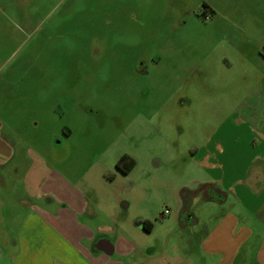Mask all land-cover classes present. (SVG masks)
Masks as SVG:
<instances>
[{"label":"rangeland","instance_id":"374dc122","mask_svg":"<svg viewBox=\"0 0 264 264\" xmlns=\"http://www.w3.org/2000/svg\"><path fill=\"white\" fill-rule=\"evenodd\" d=\"M0 119L17 150L50 151L55 183L86 200L75 225L135 247L114 263L179 248L207 264L190 254L218 219L251 224L264 201L217 192L264 155V0H0ZM211 137L226 153L207 170ZM183 197L200 224L182 227ZM36 206L68 208L52 195ZM15 253L0 249V264Z\"/></svg>","mask_w":264,"mask_h":264},{"label":"crops","instance_id":"0c3cea01","mask_svg":"<svg viewBox=\"0 0 264 264\" xmlns=\"http://www.w3.org/2000/svg\"><path fill=\"white\" fill-rule=\"evenodd\" d=\"M4 129L5 124L0 119V249L3 252L15 248L16 264H118L111 260L113 256L135 252V247L129 246L120 237L97 236V233L105 231L95 233L88 227L75 225L77 220L73 213L83 212L86 200L74 198L70 190L55 183L56 179L62 180V176L51 166L48 158L50 151L39 153L30 148L17 150L14 142L3 135ZM56 143L59 141L56 140ZM212 144L213 151L210 150ZM263 148L264 139L259 146V149ZM225 153L221 142L211 137L199 164L213 170L220 155ZM250 161L255 162L256 166L251 170L246 169L244 176L230 182L228 191L217 190L226 201L233 196L244 207L245 196L253 197L255 203L264 198V155L259 154ZM218 181L223 187L224 178L220 177ZM210 186L208 182L202 190L207 192ZM14 191L19 193L16 199ZM49 195L59 205L66 204L68 208L59 209L54 214L39 211L36 202ZM213 198L206 194L209 202L214 201ZM189 201L183 197L179 209L183 228L191 220L193 224H200L187 211ZM241 214L229 213L220 217L207 232L197 252L190 255H198L207 264L210 258L214 259L212 264H264V201L256 206L251 224L243 221ZM154 226L149 219H144L141 228L152 231ZM110 251L111 255L104 253ZM170 252L165 248L159 258L148 257L144 264H194L193 258L182 256L179 248Z\"/></svg>","mask_w":264,"mask_h":264},{"label":"flooded vegetation","instance_id":"af4514ba","mask_svg":"<svg viewBox=\"0 0 264 264\" xmlns=\"http://www.w3.org/2000/svg\"><path fill=\"white\" fill-rule=\"evenodd\" d=\"M138 63L139 64H142V63H144L142 60L141 61H138ZM59 139V138H58ZM125 159H129L128 158V156L127 155H124L120 160H118V162H117V164H116V168H121V164H122V162L125 160ZM121 160H122V162H121ZM126 161V160H125ZM128 163H130V162H128Z\"/></svg>","mask_w":264,"mask_h":264},{"label":"water","instance_id":"95a60500","mask_svg":"<svg viewBox=\"0 0 264 264\" xmlns=\"http://www.w3.org/2000/svg\"><path fill=\"white\" fill-rule=\"evenodd\" d=\"M106 255H111L112 254V252L110 251V252H104Z\"/></svg>","mask_w":264,"mask_h":264},{"label":"built area","instance_id":"2783aa9c","mask_svg":"<svg viewBox=\"0 0 264 264\" xmlns=\"http://www.w3.org/2000/svg\"><path fill=\"white\" fill-rule=\"evenodd\" d=\"M168 213H169L168 210H165V211H164V214H165V215H167Z\"/></svg>","mask_w":264,"mask_h":264},{"label":"trees","instance_id":"16d2710c","mask_svg":"<svg viewBox=\"0 0 264 264\" xmlns=\"http://www.w3.org/2000/svg\"><path fill=\"white\" fill-rule=\"evenodd\" d=\"M121 162H122V160H121ZM130 162H131V165L130 166H132L133 162L132 161H130Z\"/></svg>","mask_w":264,"mask_h":264}]
</instances>
